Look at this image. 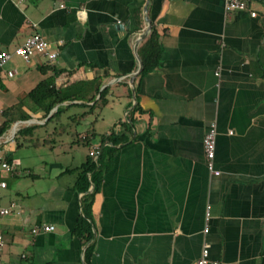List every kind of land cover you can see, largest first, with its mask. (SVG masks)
<instances>
[{
  "label": "crops",
  "instance_id": "0c3cea01",
  "mask_svg": "<svg viewBox=\"0 0 264 264\" xmlns=\"http://www.w3.org/2000/svg\"><path fill=\"white\" fill-rule=\"evenodd\" d=\"M251 10L256 17L228 13L225 0H0L1 51L37 32L59 53L52 65L15 56L5 70L14 77L0 74V115L30 116L16 123L29 122L26 140L42 143L6 147L16 171L0 176V209L17 207L0 216V264H197L205 243L219 264H264V0ZM146 16L163 54L140 77ZM46 79L99 103H66V127L46 124L26 97ZM101 81L104 105L94 91ZM136 104L135 140L112 157L85 243L74 234L84 195L74 190L78 173L99 136L128 121ZM212 123L219 175L204 148Z\"/></svg>",
  "mask_w": 264,
  "mask_h": 264
},
{
  "label": "trees",
  "instance_id": "16d2710c",
  "mask_svg": "<svg viewBox=\"0 0 264 264\" xmlns=\"http://www.w3.org/2000/svg\"><path fill=\"white\" fill-rule=\"evenodd\" d=\"M138 53L143 63V69L139 74L140 77L153 72L157 67H159L163 54V45L154 25H152L151 30L147 38L140 46ZM45 68H41L43 73H46L48 69H54V67L51 66H45ZM54 71L57 74L60 73L56 70ZM101 86L102 81L96 84L94 91L100 94V102L104 105L107 103V100L105 99L106 89L100 91ZM134 91L136 94L139 93L138 85L135 86ZM95 96L96 95L91 97L85 96L84 93L75 92V90L72 88L70 89V87L57 89L53 86L52 79L41 81L34 90L26 95V97L31 100V103L34 105L35 109L41 110L45 113L43 118L47 119L46 124H61L62 129L66 127L61 123L62 113L66 108L64 104L73 103L79 98H86L87 102H95V104H98L99 101L95 100ZM83 103L86 104V101ZM137 112L142 113V109L138 104H136L133 111L129 113L130 115L128 116V121L119 122L111 128L109 133L99 136V144L102 148V151L98 160L95 161L92 157H89L88 161L82 165L78 173L79 175L75 183L74 190L78 193H83L84 195L81 200V216L78 220L74 234L82 239L85 243H88L93 236V204L96 194L100 191L103 179L112 166V157L116 153L118 147H123L135 140L134 114ZM2 116L4 117V120L0 124V137L8 133L12 125L17 121H27L30 117L28 115L13 117L12 108L8 109ZM30 130H33V127L21 125L17 142L19 141L18 143H20V140L24 139ZM24 141L26 143L30 141L33 146H39L42 144L40 142H33V140H26V138ZM92 185L93 191L90 192ZM93 251L94 246L93 244H90L86 250V259L88 262L90 261Z\"/></svg>",
  "mask_w": 264,
  "mask_h": 264
},
{
  "label": "built area",
  "instance_id": "2783aa9c",
  "mask_svg": "<svg viewBox=\"0 0 264 264\" xmlns=\"http://www.w3.org/2000/svg\"><path fill=\"white\" fill-rule=\"evenodd\" d=\"M253 0H225V10L230 12H249L252 17H256L257 13L251 10V3ZM121 24V22H119ZM19 57L23 62L30 65L34 59L38 56H43L46 58L47 63L54 64L59 56L57 51L52 50L50 43L39 33H34L29 36L25 43L16 48L13 52L1 51L0 50V74L6 72L9 77H14L15 71H5L9 62L13 57ZM217 76L219 73L216 74ZM21 125H29V122H18L14 125L10 133L0 138V176L3 172L14 173L16 171V165L14 162L9 160L8 152L6 147L10 144H16L19 138V131ZM217 125L212 123L208 129V132L204 138V148L207 159L208 168L211 172L219 175L220 172L214 167V161L216 158V144H217ZM101 146H96L90 151V157L95 161L98 160L101 154ZM7 188V182L0 178V197L3 195V191ZM17 207L16 203H12L8 208L0 209V216H8ZM210 214H208L207 220H209ZM42 230L44 232H49L52 230L50 226H43ZM33 234L39 232L38 228L32 230ZM204 233H209V226H206ZM4 247V235L2 229L0 228V251ZM197 264H219V262H214L210 259V245L208 243L204 244L201 252V256L197 261Z\"/></svg>",
  "mask_w": 264,
  "mask_h": 264
},
{
  "label": "rangeland",
  "instance_id": "374dc122",
  "mask_svg": "<svg viewBox=\"0 0 264 264\" xmlns=\"http://www.w3.org/2000/svg\"><path fill=\"white\" fill-rule=\"evenodd\" d=\"M80 111H83V110L80 109ZM109 112H110L109 109H106V111H104V113H103V114L106 116V121H105L106 123H105V124H108V123H109V121H108V116H109V114H110ZM93 118H95V116H94V117H93V116L90 117V119H93ZM3 120H4V117H3L2 115H0V124L2 123ZM14 125H15V124L12 125L11 129H13ZM53 126H54V125L49 124V126H47V128H45V130L48 131V128H49V130H50V129L54 128ZM10 132H11V130L8 131V133H10ZM39 135H44V133L40 132ZM64 140L67 142V141H69V138L65 137ZM70 143H71V140H70ZM82 148H84L83 150H87L86 147H82ZM77 159H78V158H77Z\"/></svg>",
  "mask_w": 264,
  "mask_h": 264
},
{
  "label": "water",
  "instance_id": "95a60500",
  "mask_svg": "<svg viewBox=\"0 0 264 264\" xmlns=\"http://www.w3.org/2000/svg\"><path fill=\"white\" fill-rule=\"evenodd\" d=\"M146 11H147V8H146ZM146 19H147V22H148V30H147V32L143 35L142 40L145 39V38L147 37V34H148V32L150 31V29H151V20L149 19L148 16H146ZM142 69H143V63H142L141 60H139V69H138V71L136 72L135 76H137V75L142 71Z\"/></svg>",
  "mask_w": 264,
  "mask_h": 264
}]
</instances>
